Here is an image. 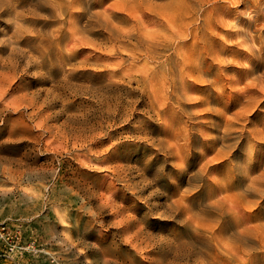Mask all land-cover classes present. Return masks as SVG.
<instances>
[{
    "label": "rangeland",
    "instance_id": "rangeland-1",
    "mask_svg": "<svg viewBox=\"0 0 264 264\" xmlns=\"http://www.w3.org/2000/svg\"><path fill=\"white\" fill-rule=\"evenodd\" d=\"M41 1L0 10V220L23 246L0 264H149L136 230L178 241L172 264H264V0H81L77 47Z\"/></svg>",
    "mask_w": 264,
    "mask_h": 264
},
{
    "label": "bare ground",
    "instance_id": "bare-ground-1",
    "mask_svg": "<svg viewBox=\"0 0 264 264\" xmlns=\"http://www.w3.org/2000/svg\"><path fill=\"white\" fill-rule=\"evenodd\" d=\"M12 2V0H0V10L2 11V10H4V11H6L7 10V7L6 6H8L10 3ZM50 2H51V5H52V7L53 8H55V10L57 11L58 10V14L56 15L57 16V18H56V22L58 23V24H60L59 25V28H58V34H59V37H61L62 35H68L70 38H72V39H70L71 41H72V43L71 42H69V43H71V44H73V46H76V45H79V44H90V40L88 41L86 38H85V35H86V33H88V32H90V30H87V28L89 27V24H81V22H80V17L82 16V15H85V7H84V4H83V2L81 1V0H70V1H68L66 4H65V9L63 8V6H62V4L61 3H59L60 1L59 0H50ZM46 3H47V0H46V2L44 1V0H42L41 2H40V4H35V6L36 7H40L41 5H46ZM28 8V7H27ZM31 12V11H30ZM116 12V11H115ZM23 14V13H22ZM115 14H119V13H115ZM0 15H2L1 13H0ZM95 18H97V16L95 17ZM23 19H24V17H23ZM32 19V18H31ZM86 19H88V18H86ZM101 19V18H100ZM48 20V19H47ZM97 20H99V19H97ZM102 22V21H101ZM105 23V22H104ZM105 24H107V23H105ZM105 26V25H104ZM55 27H56V25H55ZM30 31V30H29ZM28 31V32H29ZM92 31V30H91ZM103 31V30H102ZM111 32H113V30H110ZM94 32V31H93ZM44 34V33H43ZM115 34L117 35V34H119L117 31L115 32ZM137 34V33H136ZM25 35V34H24ZM23 35V36H24ZM40 34H38V36H39ZM57 35V34H56ZM81 36H83V37H81ZM123 36V35H122ZM130 36V35H129ZM139 36V35H138ZM124 37H125V35H124ZM22 38V37H21ZM41 38V37H40ZM45 38V37H44ZM56 39V38H55ZM89 39V38H88ZM91 39V38H90ZM128 39V38H127ZM126 39V40H127ZM43 40V39H42ZM41 40V41H42ZM92 40V39H91ZM52 41V40H51ZM96 42V41H95ZM113 42V41H112ZM45 44H46V42H44ZM114 43H115V41H114ZM57 44H58V42H57ZM119 44V43H118ZM149 44H151V43H149ZM67 45V44H66ZM113 44H111V47L113 48L114 46H112ZM95 46V45H94ZM100 46V45H99ZM159 46V45H158ZM77 47V46H76ZM156 47H157V45H156ZM49 49H50V47H48ZM69 48H73V47H69ZM79 48V47H78ZM77 48V49H78ZM88 48V47H87ZM127 48V47H126ZM148 48H150V47H148ZM75 49V48H74ZM81 49V48H80ZM90 49H92V48H90ZM109 49V48H108ZM115 48H113V50H114ZM152 49V48H151ZM70 50V49H69ZM94 50V49H93ZM97 50V49H96ZM96 50H94V51H96ZM148 50H150V49H148ZM153 50V49H152ZM26 51H29V50H26ZM58 51V50H57ZM68 51V50H67ZM74 51V50H73ZM110 51V50H109ZM112 51V50H111ZM111 51H110V53H111ZM115 51V50H114ZM156 51V50H155ZM154 51V52H155ZM48 52V51H47ZM69 52V54H70V52L72 53V51H68ZM113 52V51H112ZM127 52H129V51H127ZM30 53V52H29ZM109 53V54H110ZM39 54V53H38ZM73 54H74V52H73ZM103 54V53H102ZM67 55H68V53H67ZM72 55V54H71ZM86 55V54H85ZM70 56V55H69ZM109 55H107V57H108ZM123 56V55H122ZM18 57V56H17ZM86 57V56H85ZM87 57H89V55L87 56ZM106 57V58H107ZM84 58V57H83ZM103 58V57H102ZM19 59V58H18ZM108 59V58H107ZM39 61V60H38ZM14 62V61H13ZM16 62V61H15ZM10 63L11 62H9V61H4L3 62V64H2V69H12V68H14V65H10ZM20 63V62H19ZM31 63V62H30ZM122 63H124V62H122ZM51 64V63H50ZM20 65V64H19ZM101 65V64H100ZM118 65H120V64H118ZM18 66V65H17ZM82 66V65H81ZM106 67V66H105ZM110 69V68H109ZM76 70H78V69H76ZM75 70V71H76ZM90 70V69H89ZM102 70H104V68L102 69ZM106 70H108V69H106ZM26 71V70H25ZM74 71V70H73ZM83 71V70H82ZM92 71V70H91ZM10 72V71H9ZM14 72V71H13ZM17 72V71H16ZM72 73V72H71ZM42 74V73H41ZM16 75V74H15ZM126 76H127V74H126ZM48 77V76H47ZM141 77V76H140ZM144 78V77H143ZM18 80L19 79V77L18 78H16L14 75L13 76H9V77H7V76H3V83L4 84H7L6 86L9 88L8 89V91H11V90H13V87H12V85H14V84H12V82L14 81V80ZM137 79V78H136ZM20 80V79H19ZM18 80V81H19ZM122 80V79H121ZM130 80V79H129ZM145 80V79H144ZM88 81V80H87ZM14 83V82H13ZM130 83V82H129ZM166 83V82H165ZM140 84V83H139ZM42 85V84H41ZM131 85V84H130ZM138 85V84H137ZM119 86V85H118ZM60 88V87H59ZM81 88V87H80ZM109 89V88H108ZM115 89V88H114ZM133 89V88H132ZM137 89V88H136ZM181 90V89H180ZM135 91V90H134ZM155 91V90H154ZM7 92V91H6ZM6 92H4V94L6 93ZM75 92H77L76 90H75ZM96 92V91H95ZM39 93V92H38ZM48 93V92H47ZM73 94H75V93H73ZM166 94V93H165ZM137 95V94H136ZM157 95V94H156ZM7 96V95H6ZM99 96V95H98ZM153 96V95H152ZM184 96V95H183ZM3 97H5V96H3ZM11 97V96H10ZM59 97V96H58ZM53 98V97H52ZM3 99V98H2ZM120 99V98H119ZM1 100V99H0ZM4 100V99H3ZM101 103L104 105V106H107V97H106V95H105V93L101 96ZM179 100V99H178ZM5 101H6V99H5ZM9 101H11V100H9ZM128 102V101H127ZM132 102V101H131ZM43 103V102H42ZM98 105V104H97ZM102 105V106H103ZM136 105V104H135ZM96 106V105H95ZM111 106V105H110ZM27 107V106H26ZM44 107V106H43ZM117 107V106H116ZM134 107V106H133ZM8 109V108H7ZM10 109V108H9ZM41 109V108H40ZM133 109V108H132ZM136 109V108H135ZM179 109V108H178ZM13 110V109H12ZM19 110V109H18ZM4 111V110H3ZM16 111V110H15ZM158 111H159V108H158ZM135 113V112H134ZM100 114V113H99ZM139 114V113H138ZM141 114V113H140ZM155 114V113H154ZM115 115V114H114ZM37 116V115H36ZM96 116V115H95ZM102 122V121H101ZM67 124V123H66ZM111 125V124H110ZM98 126V125H97ZM105 129V128H104ZM96 133V132H95ZM99 134V133H98ZM181 139V138H180ZM186 139V138H185ZM189 140H190V137H189ZM186 141H187V139H186ZM173 142V141H172ZM190 142V141H189ZM188 142V143H189ZM96 143V142H95ZM176 143H177V141H176ZM150 144V143H149ZM170 144V143H169ZM186 144V143H185ZM184 144V145H185ZM171 145H173V144H171ZM179 145V144H178ZM182 145V144H181ZM187 145V144H186ZM183 148V147H182ZM184 149V148H183ZM181 150V149H180ZM127 175V174H126ZM145 180V179H144ZM151 181V180H150ZM139 187V186H138ZM184 190V189H183ZM134 192V191H133ZM135 193V192H134ZM162 193V192H161ZM153 194V193H152ZM181 195V194H180ZM186 198V197H185ZM113 199V198H112ZM182 200V199H181ZM109 201V200H108ZM156 202V201H155ZM107 203V202H106ZM113 204V203H112ZM158 206V205H157ZM174 211V210H173ZM178 212V211H177ZM176 212V213H177ZM113 214H115V212L113 213ZM126 216H129V215H126ZM162 217V216H161ZM208 217V216H207ZM209 218V217H208ZM122 219V218H121ZM218 219H219V217H218ZM117 220H119V219H117ZM124 220V219H123ZM172 220V219H171ZM116 221V220H115ZM221 221V220H220ZM123 222V221H122ZM115 223V222H114ZM184 223V222H183ZM122 225V224H121ZM218 225V224H217ZM118 227V226H117ZM217 227V226H216ZM143 228V227H142ZM122 229V228H121ZM37 230V229H36ZM37 232V231H36ZM127 232V231H126ZM129 232V231H128ZM29 233V232H28ZM125 233V232H124ZM157 233V232H156ZM33 234V233H32ZM148 234V233H147ZM27 235V234H26ZM31 235V234H30ZM127 236V235H126ZM128 236H129V238H128V240H129V242L132 244V250L133 251H135V252H140L141 253V251L142 250H144V248H147V247H151V248H153V249H155V248H160V251H159V255L157 256V257H155V259H153L152 261H150L149 262V264H172L171 262H169L166 258H165V254L166 253H169V252H171V251H174V252H179V247H180V243L177 241L176 242V244H174L173 246H169L167 249H165V247L163 246V245H161V244H156V243H151V238L150 237H142L141 235H140V231L139 230H136L135 232H134V234L132 235V233H129L128 234ZM127 236V237H128ZM123 237H125V236H123ZM218 239V238H217ZM79 242V241H78ZM167 243H169V242H167ZM80 244V243H79ZM117 245V244H116ZM91 246H94V245H91ZM36 247V246H35ZM88 247V246H87ZM97 247V246H96ZM225 247V246H224ZM227 247V246H226ZM90 249V248H89ZM98 249V248H97ZM149 249V248H148ZM147 249V250H148ZM193 249V248H192ZM31 250V249H30ZM76 250V249H75ZM91 251V250H90ZM95 251H96V249H95ZM95 251H94V253H95ZM31 252V251H30ZM38 252V251H37ZM92 252V251H91ZM39 253V252H38ZM48 253V252H47ZM98 253H100V252H98ZM45 254V253H44ZM52 254V253H51ZM179 254V253H178ZM249 254V253H248ZM43 255V254H42ZM90 255V254H89ZM99 255V254H98ZM96 256V255H95ZM174 256V255H173ZM41 257V256H40ZM90 257V256H89ZM143 257V256H142ZM37 258V257H36ZM55 258V257H54ZM78 258V257H77ZM41 259V258H40ZM109 259V258H108ZM178 259V258H177ZM93 260V259H92ZM97 260V259H96ZM91 261V260H90ZM99 261V260H98ZM173 261V260H172ZM231 261V260H230ZM92 262V261H91ZM198 262V261H197ZM39 263V262H38ZM96 263H98V262H96ZM116 263V262H115ZM89 264V263H88ZM94 264H95V262H94Z\"/></svg>",
    "mask_w": 264,
    "mask_h": 264
},
{
    "label": "built area",
    "instance_id": "built-area-1",
    "mask_svg": "<svg viewBox=\"0 0 264 264\" xmlns=\"http://www.w3.org/2000/svg\"><path fill=\"white\" fill-rule=\"evenodd\" d=\"M0 248H3L4 253L14 254L23 249L20 236L17 232L11 230L8 225L0 220Z\"/></svg>",
    "mask_w": 264,
    "mask_h": 264
}]
</instances>
